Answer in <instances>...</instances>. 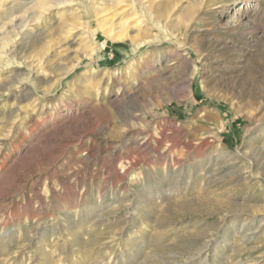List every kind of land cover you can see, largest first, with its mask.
Wrapping results in <instances>:
<instances>
[{
	"label": "rangeland",
	"instance_id": "374dc122",
	"mask_svg": "<svg viewBox=\"0 0 264 264\" xmlns=\"http://www.w3.org/2000/svg\"><path fill=\"white\" fill-rule=\"evenodd\" d=\"M236 1L0 0V264H264V0Z\"/></svg>",
	"mask_w": 264,
	"mask_h": 264
},
{
	"label": "bare ground",
	"instance_id": "6f19581e",
	"mask_svg": "<svg viewBox=\"0 0 264 264\" xmlns=\"http://www.w3.org/2000/svg\"><path fill=\"white\" fill-rule=\"evenodd\" d=\"M247 1H248V0H238V1H236V2H238V3H244V2H247ZM142 3H143V0H142ZM142 5H143V4H142ZM144 5H145V4H144ZM144 5H143V6H144ZM144 9H145V6H144ZM137 21H138V20H137ZM142 25H143V24H142ZM137 26H138V24H137ZM133 37H135V36H133ZM133 37H132L131 39L129 38L132 42H134V41H133V40H134ZM71 69H72V68H70V70H71ZM70 70H69V71H70Z\"/></svg>",
	"mask_w": 264,
	"mask_h": 264
}]
</instances>
